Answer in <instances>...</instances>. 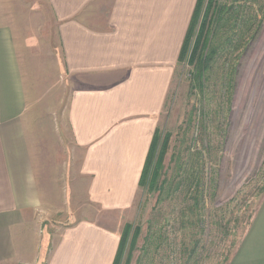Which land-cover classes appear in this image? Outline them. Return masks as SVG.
I'll return each instance as SVG.
<instances>
[{"label": "crops", "instance_id": "crops-1", "mask_svg": "<svg viewBox=\"0 0 264 264\" xmlns=\"http://www.w3.org/2000/svg\"><path fill=\"white\" fill-rule=\"evenodd\" d=\"M195 2L0 0V264H113Z\"/></svg>", "mask_w": 264, "mask_h": 264}, {"label": "rangeland", "instance_id": "rangeland-1", "mask_svg": "<svg viewBox=\"0 0 264 264\" xmlns=\"http://www.w3.org/2000/svg\"><path fill=\"white\" fill-rule=\"evenodd\" d=\"M235 5L249 11L245 29H234L245 42L213 64L205 93L192 90L186 62L174 68L157 125L161 142L169 136L156 183L161 189L138 188L116 224L121 234L128 224L141 237L164 242L144 260L140 237L129 264H227L264 195V0ZM157 158L158 152L151 170ZM128 254L129 244L120 264Z\"/></svg>", "mask_w": 264, "mask_h": 264}, {"label": "trees", "instance_id": "trees-1", "mask_svg": "<svg viewBox=\"0 0 264 264\" xmlns=\"http://www.w3.org/2000/svg\"><path fill=\"white\" fill-rule=\"evenodd\" d=\"M236 2L237 0H196L178 58V63L186 62L192 69L190 73L192 90L205 93L207 85L211 82L210 72L213 64H216L219 58L231 55L245 42L244 35L236 33L234 29H245L243 19L249 11L245 5L236 6ZM243 15L245 16L242 19ZM168 146L169 136L161 142L156 129L140 177L139 188L148 187L150 191L161 189V185L159 187L156 183ZM157 152L155 168L151 170ZM149 177L150 185H148ZM140 233L139 227L133 229L132 225L128 224L124 227L113 264L121 263L128 244L129 254L125 264L130 263L131 254L137 249ZM141 240L143 245L140 250L144 260L150 258L151 248H154L153 254L156 255V250L162 245L160 243L164 242L160 236L154 242L150 236L146 235L141 237ZM194 253L193 249L188 253L189 260ZM138 264H142L141 261H138ZM184 264H190V262L187 260Z\"/></svg>", "mask_w": 264, "mask_h": 264}, {"label": "bare ground", "instance_id": "bare-ground-1", "mask_svg": "<svg viewBox=\"0 0 264 264\" xmlns=\"http://www.w3.org/2000/svg\"><path fill=\"white\" fill-rule=\"evenodd\" d=\"M247 173H248V170L237 172V174L234 176L233 180L230 183L233 189H236L238 186L242 184L243 178Z\"/></svg>", "mask_w": 264, "mask_h": 264}]
</instances>
